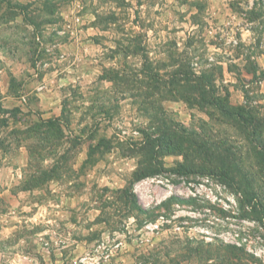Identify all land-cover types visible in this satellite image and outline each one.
<instances>
[{"label":"rangeland","instance_id":"374dc122","mask_svg":"<svg viewBox=\"0 0 264 264\" xmlns=\"http://www.w3.org/2000/svg\"><path fill=\"white\" fill-rule=\"evenodd\" d=\"M263 154L264 0H0V264H264Z\"/></svg>","mask_w":264,"mask_h":264},{"label":"trees","instance_id":"16d2710c","mask_svg":"<svg viewBox=\"0 0 264 264\" xmlns=\"http://www.w3.org/2000/svg\"><path fill=\"white\" fill-rule=\"evenodd\" d=\"M220 109H221V112L225 115L227 113V110L224 106H220ZM227 115L231 116V117H236L237 119H240L242 122L244 121L243 120V116H241V114L239 112H237L236 110H231L230 113H228ZM248 116V121L250 123V127L251 126H254V129L255 128H258L257 126L254 125L255 121L253 122L252 118L250 117V114L248 113L247 114ZM251 137H257V134L255 133V131L252 130L251 134H250ZM258 136H261V133H258ZM261 166L263 167L262 170L264 172V154L262 155L261 157ZM221 177L223 180H231L232 178L227 174V173H224V172H221ZM246 195V197H248L249 199L251 198V200H255V201H260L259 198H257L256 196H250V194H248L246 191L244 193Z\"/></svg>","mask_w":264,"mask_h":264},{"label":"built area","instance_id":"2783aa9c","mask_svg":"<svg viewBox=\"0 0 264 264\" xmlns=\"http://www.w3.org/2000/svg\"><path fill=\"white\" fill-rule=\"evenodd\" d=\"M98 264V263H97Z\"/></svg>","mask_w":264,"mask_h":264}]
</instances>
